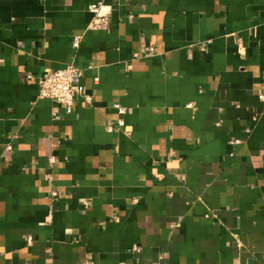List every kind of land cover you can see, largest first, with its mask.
I'll use <instances>...</instances> for the list:
<instances>
[{
	"label": "crops",
	"instance_id": "obj_1",
	"mask_svg": "<svg viewBox=\"0 0 264 264\" xmlns=\"http://www.w3.org/2000/svg\"><path fill=\"white\" fill-rule=\"evenodd\" d=\"M262 95L264 0H0V264H264Z\"/></svg>",
	"mask_w": 264,
	"mask_h": 264
},
{
	"label": "built area",
	"instance_id": "obj_2",
	"mask_svg": "<svg viewBox=\"0 0 264 264\" xmlns=\"http://www.w3.org/2000/svg\"><path fill=\"white\" fill-rule=\"evenodd\" d=\"M90 12L95 15V27H103L107 25L108 18L103 15L101 5H93L90 7ZM80 38H77L74 42V47L78 48L80 45ZM151 51L153 49L150 48ZM84 71L70 65L64 69L58 71L47 70L44 77L39 80L40 98L51 100L58 105L64 106V109L68 115L73 113V109L79 100H84L87 104L93 105V97L86 92L83 85ZM260 99H264V95L260 96ZM189 107H192L190 105ZM119 113L125 114L126 110L120 105H115ZM118 127H125V122L119 120ZM114 126L108 128L109 131H113ZM236 144H240L239 141ZM56 159L52 157L50 163L55 164ZM57 196V193H54Z\"/></svg>",
	"mask_w": 264,
	"mask_h": 264
}]
</instances>
